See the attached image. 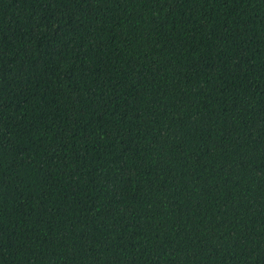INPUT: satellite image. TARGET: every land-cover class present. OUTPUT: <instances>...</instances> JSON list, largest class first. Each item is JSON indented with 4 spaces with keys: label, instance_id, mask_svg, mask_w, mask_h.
<instances>
[{
    "label": "trees",
    "instance_id": "1",
    "mask_svg": "<svg viewBox=\"0 0 264 264\" xmlns=\"http://www.w3.org/2000/svg\"><path fill=\"white\" fill-rule=\"evenodd\" d=\"M0 264H264V0H0Z\"/></svg>",
    "mask_w": 264,
    "mask_h": 264
}]
</instances>
